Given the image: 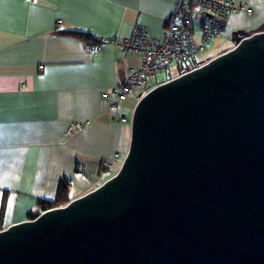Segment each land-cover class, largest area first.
Masks as SVG:
<instances>
[{
	"label": "water",
	"instance_id": "1",
	"mask_svg": "<svg viewBox=\"0 0 264 264\" xmlns=\"http://www.w3.org/2000/svg\"><path fill=\"white\" fill-rule=\"evenodd\" d=\"M0 264H264V31L147 91L119 170L0 230Z\"/></svg>",
	"mask_w": 264,
	"mask_h": 264
},
{
	"label": "crops",
	"instance_id": "2",
	"mask_svg": "<svg viewBox=\"0 0 264 264\" xmlns=\"http://www.w3.org/2000/svg\"><path fill=\"white\" fill-rule=\"evenodd\" d=\"M175 1L0 0V230L39 213L38 201L54 200L64 181L72 200L121 165L130 111L144 94L117 101L113 93L141 65L142 54L115 43L91 52L87 43L104 36L120 43L136 25L162 38ZM227 1L252 11L230 14L210 40L217 44L207 61L264 31V0ZM200 36L197 27V43ZM94 174L104 176L101 182L90 183ZM82 182L86 188L73 194Z\"/></svg>",
	"mask_w": 264,
	"mask_h": 264
},
{
	"label": "built area",
	"instance_id": "3",
	"mask_svg": "<svg viewBox=\"0 0 264 264\" xmlns=\"http://www.w3.org/2000/svg\"><path fill=\"white\" fill-rule=\"evenodd\" d=\"M238 9L252 11L227 0H176L162 38L152 37L145 27L136 25L130 37L120 43L115 36H104L87 43V46L91 52H99L106 45L115 43L124 52L142 54L141 65L132 69L120 89L113 93L117 101H123L134 88L145 86L149 79L170 70L175 64L179 69L176 76L200 66L195 64V57L210 40L221 35L224 22ZM197 27L201 30L199 43L195 39ZM103 96L107 98L109 95L105 93ZM120 120L126 121L127 116L120 115Z\"/></svg>",
	"mask_w": 264,
	"mask_h": 264
},
{
	"label": "rangeland",
	"instance_id": "4",
	"mask_svg": "<svg viewBox=\"0 0 264 264\" xmlns=\"http://www.w3.org/2000/svg\"><path fill=\"white\" fill-rule=\"evenodd\" d=\"M197 29V28H196ZM197 35H199V32L197 31ZM217 40H213V41H211L209 44H208V46H207V48H206V50H204V51H202V52H200V53H198L197 54V56L195 57V60L197 61V63H199V64H201V62H204V61H207L208 59H209V54L211 53L210 51L212 50V48L217 44V42H216ZM179 73V69H178V66L175 64V65H173L171 68H170V70H168V71H164V72H161V73H159L155 78H153V79H149L148 80V82H147V84H148V86H144V87H138V88H134L133 89V91H132V94H138V96H139V93H141L140 94V96L141 95H143V94H145L147 91H149L148 89L150 88V86H151V84H152V82H154V83H156V82H158V81H163V80H166V79H168V78H170V77H175L177 74ZM152 81V82H151ZM142 97V96H141ZM132 113H133V111H130V116L132 117ZM130 124H131V120H130ZM121 162V161H120ZM123 162V161H122ZM122 162H121V165H122ZM121 165L117 168V166L114 168V170H113V172H115L116 170L118 171L119 170V168L121 167ZM117 168V169H116ZM116 171V172H117ZM106 173V172H105ZM109 174V173H108ZM110 175V174H109ZM102 174L101 175H96V174H94L91 178H90V183L91 184H96V183H99V182H101V178H102ZM105 176H107V175H105ZM104 177V176H103ZM107 178V177H106ZM86 184H85V182H82L81 184H79V185H77V186H75L74 188H73V194H77V193H79L80 191H82V190H84L85 188H86ZM9 200L10 199H8L7 200V203H6V205H8L9 204ZM17 216V215H16Z\"/></svg>",
	"mask_w": 264,
	"mask_h": 264
},
{
	"label": "trees",
	"instance_id": "5",
	"mask_svg": "<svg viewBox=\"0 0 264 264\" xmlns=\"http://www.w3.org/2000/svg\"><path fill=\"white\" fill-rule=\"evenodd\" d=\"M86 37L89 38V35H86ZM91 41H93V40H91ZM195 64L201 65V64H199L197 62ZM171 78H173V77H170V78L166 79L165 81H167V80H169ZM165 81H162V82H165ZM162 82H160V83H162ZM160 83H158V84H160ZM115 173H116V171L112 172L107 178H104V180L102 182H104L105 180H107L108 178L113 176ZM67 184L68 183L67 182L65 183V181H64V183H61V185L58 187L57 196L55 197L54 200H45V199L42 200V199H40L38 201L39 213H41L43 211H46L48 209H51L53 207L65 205V204H67L70 201V199L68 198V196L66 194ZM39 213H31L29 215L30 219L35 218Z\"/></svg>",
	"mask_w": 264,
	"mask_h": 264
},
{
	"label": "clouds",
	"instance_id": "6",
	"mask_svg": "<svg viewBox=\"0 0 264 264\" xmlns=\"http://www.w3.org/2000/svg\"><path fill=\"white\" fill-rule=\"evenodd\" d=\"M176 77V76H175Z\"/></svg>",
	"mask_w": 264,
	"mask_h": 264
}]
</instances>
